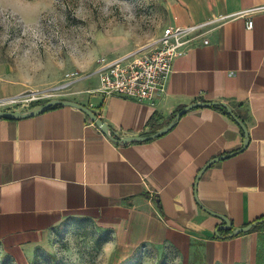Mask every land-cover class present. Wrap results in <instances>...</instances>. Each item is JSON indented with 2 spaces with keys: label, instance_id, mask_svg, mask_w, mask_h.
Returning <instances> with one entry per match:
<instances>
[{
  "label": "crops",
  "instance_id": "crops-1",
  "mask_svg": "<svg viewBox=\"0 0 264 264\" xmlns=\"http://www.w3.org/2000/svg\"><path fill=\"white\" fill-rule=\"evenodd\" d=\"M261 5L171 0L166 26L234 16L212 24L176 59L167 92L154 104L105 97L97 76L77 81L64 97L94 110L121 136L152 134L194 102H226L248 126L244 150L241 126L213 106L189 110L158 138L128 144L108 138L74 106L0 117V247L15 264H31L74 218L109 234L104 249L114 264L127 263L142 246L172 247L186 263L198 254L205 264H257L262 230L218 238L223 220L210 211L233 228L264 217V10L250 16L252 29L249 16L238 15ZM28 89L0 83V99ZM233 152L205 170L196 190L202 168Z\"/></svg>",
  "mask_w": 264,
  "mask_h": 264
},
{
  "label": "rangeland",
  "instance_id": "rangeland-1",
  "mask_svg": "<svg viewBox=\"0 0 264 264\" xmlns=\"http://www.w3.org/2000/svg\"><path fill=\"white\" fill-rule=\"evenodd\" d=\"M170 2L5 0L0 5V83L47 88L69 72L87 74L100 57L159 37L168 24ZM44 103L34 102L32 108ZM108 239L92 221L70 219L39 247L31 264H114L104 249ZM260 246L257 264H264V227ZM0 264H15L1 247ZM125 264L205 263L198 254L186 263L172 247L142 246Z\"/></svg>",
  "mask_w": 264,
  "mask_h": 264
},
{
  "label": "built area",
  "instance_id": "built-area-1",
  "mask_svg": "<svg viewBox=\"0 0 264 264\" xmlns=\"http://www.w3.org/2000/svg\"><path fill=\"white\" fill-rule=\"evenodd\" d=\"M263 10L264 5H261L243 10L238 15H248L247 27L252 29L254 20L250 16ZM233 16V14L223 15L190 26H166L159 37L122 56L100 57L96 67L87 74L69 72L63 82L54 86L28 89L18 95L1 98L0 110H3L2 107H10L16 111H26L34 102L64 99L66 90L74 83L94 76L99 78L97 91L105 97L115 95L154 104L167 92L176 59L186 55L196 46L198 40L213 29L212 24ZM203 41L204 44L210 43L208 38H204ZM91 124L97 126L93 121Z\"/></svg>",
  "mask_w": 264,
  "mask_h": 264
},
{
  "label": "water",
  "instance_id": "water-1",
  "mask_svg": "<svg viewBox=\"0 0 264 264\" xmlns=\"http://www.w3.org/2000/svg\"><path fill=\"white\" fill-rule=\"evenodd\" d=\"M220 103L226 110L227 113L233 117L236 122L241 126V128L244 131V145L241 148V150H244L245 148H247L249 142H250V137H249V129L248 126L245 124V122L234 112V110L232 109V107L227 104L226 102H194L191 103L187 106H185L183 109H181L179 112H177V114L175 115V117L172 119V121L160 128L159 130H157L156 132L149 134V135H133V136H121L119 132L117 131H113L110 127V125L105 122L102 118H100L98 116V114L92 110L91 108H89L88 106L81 104L77 101L74 100H70V99H60V98H56V99H51L46 101L44 104L38 106L37 108H34L32 110H27V111H16V110H0V117H4V118H9V119H23V118H27V117H32V116H36L38 114H41L51 108L57 107L59 105H68V106H74L82 111H84L88 117L107 135L108 138H110L111 140H113L114 142L118 143V144H128L131 142H143V141H148L151 139H155L158 138L160 136H162L163 134L169 132L175 125L176 123L179 121V119L185 114L187 113L189 110L196 108V107H210V106H214L216 104ZM239 150V151H241ZM237 152H233L230 154H225L222 156H218L214 159H212L211 161L208 162V164L202 168V170L199 172L196 182H195V189L197 190L198 187V183L199 180L201 178V176L203 175V173L205 172V170L211 166L214 163H217L221 160H224L234 154H236ZM210 213L216 215L217 217L221 218L223 220V224L219 225L217 227V229L215 230L216 236L218 238H225V237H233V236H237L243 233H247L249 231H251L255 226L264 223V218L253 221L245 226H239L236 228H233V223L232 221L225 215L210 211ZM227 231H231L228 234H222L223 232H227Z\"/></svg>",
  "mask_w": 264,
  "mask_h": 264
},
{
  "label": "trees",
  "instance_id": "trees-1",
  "mask_svg": "<svg viewBox=\"0 0 264 264\" xmlns=\"http://www.w3.org/2000/svg\"><path fill=\"white\" fill-rule=\"evenodd\" d=\"M59 106H61V105H59ZM213 107H215V108L219 109L220 111H222V112L228 114V113H227V110H226V109H225L220 103L214 105ZM263 218H264V217H263ZM261 219H262V218H261ZM263 227H264V223L259 224V225L255 226V227L252 229V231H259V230H262ZM229 232H231V231H227V232H223V233H224V234H228ZM225 238H227V237H225ZM107 241H108V240H107ZM260 242H261V235H260ZM260 242H259L258 260H259L260 247H261V246H260ZM8 256H9V255H8ZM9 258H11V257L9 256ZM11 259H12V258H11Z\"/></svg>",
  "mask_w": 264,
  "mask_h": 264
},
{
  "label": "clouds",
  "instance_id": "clouds-1",
  "mask_svg": "<svg viewBox=\"0 0 264 264\" xmlns=\"http://www.w3.org/2000/svg\"><path fill=\"white\" fill-rule=\"evenodd\" d=\"M5 3V0H0V5H3Z\"/></svg>",
  "mask_w": 264,
  "mask_h": 264
}]
</instances>
